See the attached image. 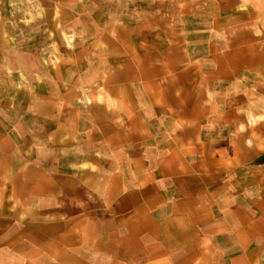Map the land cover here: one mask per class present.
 Here are the masks:
<instances>
[{"label":"crops","instance_id":"crops-1","mask_svg":"<svg viewBox=\"0 0 264 264\" xmlns=\"http://www.w3.org/2000/svg\"><path fill=\"white\" fill-rule=\"evenodd\" d=\"M18 8L0 21V264H264V8Z\"/></svg>","mask_w":264,"mask_h":264},{"label":"rangeland","instance_id":"rangeland-1","mask_svg":"<svg viewBox=\"0 0 264 264\" xmlns=\"http://www.w3.org/2000/svg\"><path fill=\"white\" fill-rule=\"evenodd\" d=\"M21 0H0V21H2V16L5 18H10L12 22L16 23L17 25L20 21H23L25 15L22 14L18 9L19 2ZM24 1V0H23ZM256 7H263L264 8V0H250ZM21 23V22H20ZM17 32H21L24 36L28 38H34L35 30L34 29H22L18 26Z\"/></svg>","mask_w":264,"mask_h":264}]
</instances>
